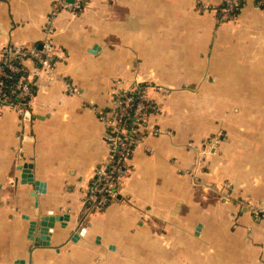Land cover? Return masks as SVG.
I'll use <instances>...</instances> for the list:
<instances>
[{
  "label": "crops",
  "instance_id": "0c3cea01",
  "mask_svg": "<svg viewBox=\"0 0 264 264\" xmlns=\"http://www.w3.org/2000/svg\"><path fill=\"white\" fill-rule=\"evenodd\" d=\"M56 1L0 0V50L49 36L57 54L52 72L23 61L28 109L0 107V264H264L259 0L225 22L222 0ZM121 91L160 104L148 123L161 133L97 211L86 197L109 154L101 112ZM42 217H56L47 244Z\"/></svg>",
  "mask_w": 264,
  "mask_h": 264
},
{
  "label": "built area",
  "instance_id": "2783aa9c",
  "mask_svg": "<svg viewBox=\"0 0 264 264\" xmlns=\"http://www.w3.org/2000/svg\"><path fill=\"white\" fill-rule=\"evenodd\" d=\"M86 0H57L55 12L65 10L80 11ZM247 0H222L218 8L219 20L222 22L236 18L244 8ZM264 7V0H259ZM52 17L48 23V31L53 30ZM56 47L48 36L41 44L6 45L0 50V107H16L23 111L28 109L35 94L33 82L23 74V61L33 59L42 67L52 72L56 59ZM69 93L77 92L71 82L67 83ZM121 91L114 100L113 111H102L101 117L107 123L110 134L107 137L109 154L107 161L95 172L86 200L92 207L100 211L117 199L122 190L124 178L128 173V159L135 147L148 134L158 135L161 130L150 126L148 119L153 113H160L159 103L142 94ZM218 136L211 139L213 143ZM230 186V184H229ZM257 218L264 216V211L253 209Z\"/></svg>",
  "mask_w": 264,
  "mask_h": 264
},
{
  "label": "water",
  "instance_id": "95a60500",
  "mask_svg": "<svg viewBox=\"0 0 264 264\" xmlns=\"http://www.w3.org/2000/svg\"><path fill=\"white\" fill-rule=\"evenodd\" d=\"M27 180V177L26 179H24V181ZM29 180H31V177H29ZM56 219V217H42L41 221H40V225H41V228H40V233H41V236L42 238H45V241L49 238L48 236V233L50 232L47 228V226H51L52 225V221H54ZM49 221V223H48ZM36 226H37V222H33L31 224V230L32 231H35L36 229ZM48 242L46 241V243L44 244H47Z\"/></svg>",
  "mask_w": 264,
  "mask_h": 264
}]
</instances>
